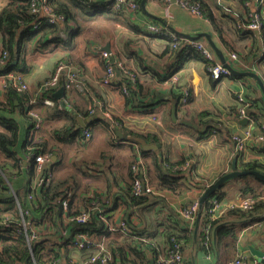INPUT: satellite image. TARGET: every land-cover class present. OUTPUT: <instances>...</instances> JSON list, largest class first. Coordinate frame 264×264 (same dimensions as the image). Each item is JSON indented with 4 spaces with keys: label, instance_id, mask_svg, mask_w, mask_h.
I'll use <instances>...</instances> for the list:
<instances>
[{
    "label": "crops",
    "instance_id": "crops-1",
    "mask_svg": "<svg viewBox=\"0 0 264 264\" xmlns=\"http://www.w3.org/2000/svg\"><path fill=\"white\" fill-rule=\"evenodd\" d=\"M142 1L136 13H128L115 10L112 0H87L89 9H76L77 20L70 22L76 30L72 38L68 37V40L62 33L60 41L48 39L39 44L36 39L24 35L23 70L0 74V102H9L6 87L13 83V73H21L28 85L26 93L30 98L24 107L29 100L31 103L37 98L35 106L44 120L37 138H41L47 150L51 151V159L45 166L52 169L54 180L68 179L61 199L63 223H69V216L80 211L87 199L93 197L102 207L107 223L118 225L125 221L130 228L128 235L119 231L109 233L108 244L114 243L115 248H130V254L136 255L137 259L139 256L131 249L137 243L142 250H148L150 244L165 249L168 246L165 230L186 233L178 213L179 209L200 200L204 189L197 187L196 183H213L232 169L234 157H237L239 169H242V162L250 160L264 163L261 147L249 144L245 153L238 154L232 139L235 133L247 127L237 115V94L243 91L246 97L264 103L257 79L237 78L235 75L217 82L208 70L207 61L187 47L191 40L205 42L220 60L215 45L235 69L255 71L264 81V19L259 30L247 32L239 28L240 24L252 21L254 13H264V0H222L223 6L217 0H202L218 26L208 15L195 14L176 2L145 0L142 6ZM8 2L0 0V11ZM41 16H46L43 10ZM150 21L159 23L165 31L176 33L183 46L175 49L167 36L147 32L146 23ZM2 47L0 32V50ZM104 51L111 54V61L114 57L112 63L116 75L112 86L97 83L106 71L102 57ZM231 52L237 53L240 60L231 59ZM60 61L80 68L86 74L87 82L82 84L81 90L79 87L67 88L62 80L56 89L44 93L45 97L53 100L52 105H45L37 96L39 87L54 73ZM119 62L135 75L136 82L119 68ZM174 72L178 75V83L168 84L167 79ZM122 80L130 83L132 95L123 91L128 86ZM63 88L64 92L61 91ZM184 88L189 91V102L182 108L180 100ZM128 97L131 100H127ZM105 102L111 104L113 117L119 119L121 125L103 116ZM16 105L12 110L10 105H6L0 111L25 128L17 146L22 147L31 119H34L23 114V106L18 101ZM174 107L176 118L173 116ZM89 108H96L95 115L98 116L91 124V139L86 142L79 139L58 141L55 131L65 124L83 132L86 126L80 119L89 118L82 114ZM185 120L192 125L183 124ZM117 129L122 131L121 135ZM0 130H3L1 126ZM132 132L144 135L143 139L148 144H156L157 150L141 151L140 143L129 140ZM5 159L0 152V161ZM138 160L142 161L141 176L158 189L160 195H148L142 204L135 205L129 203L127 194L132 181L131 166ZM184 160L188 161L190 169L179 178L175 190L161 170L170 175L167 163ZM25 175L23 171L13 175L16 193L26 194L29 180ZM244 183V179L234 178L222 189L224 223L236 226L235 235H227L219 241L212 231V247L206 252L196 248L198 238L197 235L195 237L194 225L193 241L188 240L183 249L185 264H226L239 255L255 260L249 247L264 250V208L254 211L255 215L251 217L238 212L227 214L234 203L245 197L241 190ZM257 184L253 182V185ZM3 206L0 204V208ZM66 234L62 232L52 239H61ZM68 251L73 262H82L90 255V251L70 246ZM147 256L153 262L154 255L148 252Z\"/></svg>",
    "mask_w": 264,
    "mask_h": 264
},
{
    "label": "trees",
    "instance_id": "trees-1",
    "mask_svg": "<svg viewBox=\"0 0 264 264\" xmlns=\"http://www.w3.org/2000/svg\"><path fill=\"white\" fill-rule=\"evenodd\" d=\"M33 1L34 0H9V2L4 5L0 11V32L3 39V47L0 51L7 52L6 63L0 64V74H8L23 70V68L21 67V52L23 51L24 46V35L29 36V38L33 40L36 39L39 44H43V42L48 39H50L49 41H60L62 40V33H65L67 39L69 40V38H72L76 34L75 28L73 27V25H70V22H75L77 20L75 14L76 9L78 11H85L89 9L90 5L87 0H47V2L52 5L56 14L65 16V21L62 25L58 21L55 23H50L47 21L46 16H41V14L38 15L33 12ZM190 1L200 2L204 8L205 13L210 17L213 23L217 25L215 17L206 8V5L202 0ZM38 17H40V19L42 20V24L38 29H35L34 24ZM239 28L242 30H247V32L248 30L253 31L252 29H245L241 27V24ZM16 60L18 62L14 63V61ZM104 62L106 63L105 60ZM232 76L235 75L233 74ZM236 77L241 78L239 76ZM122 81H124L123 83L128 86L127 90L132 95L133 88L130 86V83H127L125 80ZM133 82H136V80ZM26 92L27 90L18 91L14 87L13 83L8 84L6 87V96L9 102H0V110H4L6 108V105H10L12 110L17 106L16 101H18L19 104L23 106V114L32 117L28 113V110L32 108L30 100L24 107L25 102H27V100L30 98ZM247 98L250 101V116L256 122L263 120L264 103L262 104L258 100H254L249 97ZM127 100H131V98L128 97ZM94 109L97 111L96 108ZM0 113V126L3 129L0 130V152H2L4 154V157L6 158L4 161H0V190L2 191L0 195V204L4 205L3 208H0V213H8L11 217L10 227L0 225V264H54L58 259L60 260L61 264H72L73 261H71V257L69 256L68 251V246L71 241L72 235L82 232H90L95 236L106 234L108 238L109 233L112 232L108 230L107 222L104 220V218H102L98 214V209H92L93 206H95L93 202L97 203L98 207L101 208L100 210H102V207L99 206V202L93 197L88 198L87 202L83 204L81 209H92V218L86 223L76 222V220H73L72 218L81 211L78 210L73 215L71 214L69 216V223H63V205L61 203V199L65 194L64 187L67 185L68 179L54 180L53 177L51 183L48 186H42L39 189L32 205V202L28 199V196L31 193V181L43 174L52 176V169L50 167L45 166L42 172H38L36 170L37 164L35 162V157L40 154L46 153L50 155L51 151L47 150V147H45V144L43 143V140L41 138H37L39 134L36 137L33 135L34 121L32 119L29 130L28 132H26L23 146L17 147L19 145V142L21 141L23 129L25 131V128H23L21 123L17 120L9 118L8 116H4L1 111ZM82 114L85 116H90L89 109H87L86 111H82ZM115 120L119 122V125H121V121L119 119L115 118ZM55 135L58 141L61 142L74 139H79L84 142V133H81V130H75L74 126L71 124H65L61 128L57 129L55 131ZM140 137L145 138L144 135L132 132V139L129 140L139 144L137 139ZM141 146H139L141 148V151H145ZM261 148L264 151V147ZM185 162L186 160L175 163H167L166 167L167 170H169L170 175H166V170H161L162 174L166 176L165 179L172 183L171 186L175 190L177 189V181L180 177H183L182 174L184 173L177 172L176 167L184 164ZM241 168L257 169L261 172H264V163L257 160H250L242 162ZM21 171L26 174L25 176L28 178L29 184H27L28 188L25 191L26 194H21L17 191L16 195L21 202L22 208H32L30 209L29 216V219L33 222L32 224L35 227H38L41 231H44V234L42 233V237L35 240L31 246L27 243L24 234H18V232H16V229L19 228L21 224V214L15 201L14 193L16 192V188L14 186V180H11L9 176H13L14 174ZM137 175L140 174L138 173ZM134 178L135 175L131 166L132 181L128 185L129 193L127 195L129 203L139 205L146 200L148 195H134L132 190ZM238 178H242L245 180L244 185L241 187L242 193L245 195V197L254 196L258 198L264 195V179H260L254 175H246ZM253 182H256L258 184L253 185ZM222 189L223 187L218 189L214 195L210 196L205 201L204 206L201 210V219L199 221V228L197 231L198 239L196 248H200L206 252H208L212 247V241L208 245L204 243L206 234L205 230L207 228L215 231L217 239H219V241L223 240L227 235H235L236 226L224 223L226 221V218H224L225 214L221 215L220 217H212L207 212L209 208V201L212 198L215 197L219 201L223 199L224 193ZM90 201L93 202L89 203ZM12 208H14V213L11 212ZM262 208H264V201L259 200L252 210H244L242 208L234 207L229 209L227 214L238 212L245 217H251L255 215L254 211L261 210ZM178 214L180 217H182L180 213ZM39 215L40 217L37 218V216ZM101 215L104 216L103 210ZM180 220L184 222L186 233H178L169 229L165 230L164 236L168 245L165 250L160 249L159 246H153L152 244H150V247H147L148 250H142L139 246V243H137L136 246L131 247L132 251H134L140 258L137 259L138 257L136 255L130 254L132 253L130 251V248L128 250L124 246L122 248H115L114 243H109L108 247L111 251L112 259L108 264H153L156 256L160 251H168L176 243H180L182 245V248L184 249V245L188 240L189 242L193 241L194 230L190 227L189 222L185 218L182 217V219L180 218ZM48 221H50V223H47ZM62 232L68 233L70 237L68 234H66L61 239H52V237H56ZM148 252L154 255L153 262L147 256ZM32 253L35 257L36 263L33 260ZM91 254L92 251H90L89 257L91 256ZM184 262L186 263L185 258Z\"/></svg>",
    "mask_w": 264,
    "mask_h": 264
},
{
    "label": "built area",
    "instance_id": "built-area-1",
    "mask_svg": "<svg viewBox=\"0 0 264 264\" xmlns=\"http://www.w3.org/2000/svg\"><path fill=\"white\" fill-rule=\"evenodd\" d=\"M220 5L222 3V0H217ZM166 3H172L176 2L180 4L182 7L188 9L189 11L198 14V15H205L204 8L202 4L198 1H190V0H165ZM112 7L115 10L118 11H124L128 13H136L140 8V1L139 0H112ZM41 10L46 14L47 21L50 23L55 22H64L65 16L64 15H58L55 13L52 5L47 2V0H34L32 11L36 14L40 15ZM207 15V14H206ZM263 19H264V13L257 12L254 13L252 21L248 24H242L241 27L245 29H252V30H259L263 27ZM42 24V20L40 17L37 18L34 28L38 29L40 25ZM146 31L149 32L152 35H165L169 38L172 47L175 49L180 48L183 46V42L181 41V38L174 32H168L165 31L164 27L161 26L157 22H147L146 23ZM189 49H191L193 52L197 53L201 57H203L207 61L208 70L211 74V76L217 80V82H222L226 78H230L233 74L231 70L226 67L223 63H221L220 60L217 59L216 53L213 48H211L208 44L205 42L199 41V40H191L190 44L187 45ZM6 56L7 52L0 51V64L6 63ZM103 59L106 61V71L102 77H100L97 80V83L101 86H112L113 80L116 75V69L111 61V54L107 51H104L102 53ZM231 59L234 61H238L239 55L235 52L230 53ZM118 66L121 70H123L126 74L129 75L130 79L132 81L136 80L135 75L128 70L125 65L122 62L118 63ZM10 74V73H8ZM7 75V74H5ZM13 78V85L18 91H26L28 90V85L25 83L24 78L21 73H13L11 74ZM64 80L66 83L67 88L72 89L75 87H79L81 90L82 84L84 82H87V76L85 73L82 72V70L78 67H74L71 64H68L64 61H60L56 68L54 73L45 81H43L39 87L37 96L41 98L42 102L45 105H52L53 100L50 97H45L44 93H47L51 90L56 89L60 84L61 81ZM168 84H176L178 83V75L176 72L171 74L167 79ZM123 91L128 94V90L126 87L123 88ZM237 101L239 103L238 107V118L240 120L247 118L248 123L247 127L243 129L241 132L235 133L232 136L233 141L235 142V150L238 154H242L246 152V149L249 144L256 145L259 147H264V119L261 121L256 122L249 114V108H250V101L246 97L245 93L243 91L239 92L237 94ZM37 102V98L32 99L31 104L32 108L28 110V113L33 117L34 119V128H33V135L36 137L39 134L40 129L42 128L44 124L43 116L35 106ZM189 102V91L187 88H184L183 94L180 100L181 107L184 108L188 105ZM103 116L108 120L110 119L113 123L119 124L118 121L115 120L113 117V111L112 106L110 103H104L103 105ZM90 116H93L97 113V111L94 108H89ZM150 119H154L153 117H150ZM158 123L161 124V122L158 120ZM84 133V142L91 139L93 136L92 131V125L86 126V128L83 131ZM51 156L49 154H40L35 157V162L37 164L36 170L38 172H42L45 168V165L47 161H50ZM141 165L142 161L138 160L132 165V170L134 171L135 178L133 180V186L132 190L134 195L140 196V195H160V191L156 189L151 183L148 181H145V179L141 176ZM190 169V164L188 161H186L184 164L177 166L176 171L177 172H186ZM140 175H137V174ZM52 181V176L49 175H41L34 179L31 185V193L28 196V199L32 202L33 205L35 196L39 189L42 186H48ZM212 183H206L207 186L211 185ZM15 195V201L17 204V207L20 210L21 214V224L20 227L16 229V232L18 234H24L26 237L27 243L31 246L32 243L42 237V231L35 227L32 223V221L29 219L30 216V209H24L21 206V202L19 198ZM259 200L264 201V195L261 197H254V196H246L243 197L240 201L234 203L231 208L238 207L242 208L244 210H252L254 209L256 203ZM95 206H93L92 209H98V214L105 218L102 214L101 208L98 207L97 203L93 202ZM92 209L83 208L81 211L76 214L72 219L76 220L78 223H86L88 222L93 214ZM201 210V204L199 200L194 201L190 205L179 209V213L183 218H185L188 222L190 227L192 228L195 225V221L197 219L198 213ZM207 212L212 217H218L221 216L224 212L221 207V201H219L217 198H212L209 201V208ZM0 225H3L5 227H10L11 225V217L8 213H0ZM107 227L109 231L115 232H123L124 234L128 235L130 234V228L128 224L125 221H121V223L117 224H110L107 223ZM205 234V244H209L212 239L213 232L210 228H207ZM17 234V235H18ZM107 235L102 234L99 236H95L90 232L85 233H77L73 235L71 238V241L69 243L70 247H75L76 249L80 250H87L92 251L91 256L88 259H84L82 262H73L72 264H108L111 259V251L108 247L107 243ZM33 260L35 262V257L32 253ZM36 263V262H35ZM54 264H61L60 260H56ZM153 264H185L184 262V252L182 245L180 243H176L172 248H170L168 251H160L158 255L156 256L155 261ZM226 264H262L258 261L250 260L249 257L244 255H239L233 260L228 261Z\"/></svg>",
    "mask_w": 264,
    "mask_h": 264
},
{
    "label": "water",
    "instance_id": "water-1",
    "mask_svg": "<svg viewBox=\"0 0 264 264\" xmlns=\"http://www.w3.org/2000/svg\"><path fill=\"white\" fill-rule=\"evenodd\" d=\"M144 5H145V0L142 1V6H144ZM192 38H197V37H192ZM214 48L216 49V51L218 52V54L220 56L221 63H223L226 67H228L231 70L232 74L239 76V77H252V78L257 79L258 85H259V87L262 90L263 95H264V81L262 80V78L260 77V75L257 72L249 71V70L248 71H239V70L235 69L233 67V65H231L226 60V58L222 54L221 50H219L215 45H214ZM112 59L114 60V57H112ZM15 62L16 61H14V63ZM63 90H64V88L61 89V91H63ZM173 116H174V118L177 117L176 107L173 108ZM97 119H98V116L93 115V116L89 117L88 119L81 118L80 120L82 121L83 125L88 126V125H91L92 123H94V121H96ZM241 122L247 124L248 119L244 118L241 120ZM182 123L185 125H189V126L192 125V123L190 121H187V120L183 121ZM116 132H118L120 135L122 134V131L119 129H117ZM138 140H139L138 142L142 145L143 150H145V151L152 150V149L157 150V148H158V146L156 144H148L146 142V140L143 138H139ZM246 175H254L260 179H264V172H261L260 170H257V169H239L237 157H234L233 161H232V169L230 171L224 173L223 175H221L211 185L207 186L205 183H196L195 185L197 187L204 189V192H203V194L199 200L200 204H201V210L204 206L205 201L210 196L214 195L218 189L223 187V185H225L226 182H228L231 179L246 176ZM201 210L199 211L197 219L195 221V237L197 235V230L199 227V221L201 219ZM249 250L251 251V254L255 258L256 261L264 264V250L263 249L250 246ZM255 260H253V261H255Z\"/></svg>",
    "mask_w": 264,
    "mask_h": 264
},
{
    "label": "rangeland",
    "instance_id": "rangeland-1",
    "mask_svg": "<svg viewBox=\"0 0 264 264\" xmlns=\"http://www.w3.org/2000/svg\"><path fill=\"white\" fill-rule=\"evenodd\" d=\"M9 178H10L11 180H13V176H9ZM13 210H14V208L11 209V212H13ZM13 213H14V212H13ZM114 234H117V233H113L112 235H114ZM160 249L165 250V249H163V248H160Z\"/></svg>",
    "mask_w": 264,
    "mask_h": 264
}]
</instances>
